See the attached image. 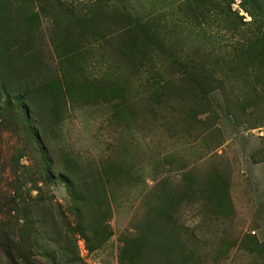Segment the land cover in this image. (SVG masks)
<instances>
[{
	"label": "rangeland",
	"instance_id": "rangeland-1",
	"mask_svg": "<svg viewBox=\"0 0 264 264\" xmlns=\"http://www.w3.org/2000/svg\"><path fill=\"white\" fill-rule=\"evenodd\" d=\"M227 1L221 0L223 8ZM230 10L242 16L241 22L249 21L238 0ZM126 13L152 24L177 58L196 60L197 47L216 48L218 35H231L230 21L238 31L249 27L232 13L197 26V0H0V87L31 96L36 115L31 122H38L54 174L64 172L65 161L73 158L72 175L93 170L104 177L107 236H88V243L75 233L61 236L65 226L59 212L73 223L65 186L57 182L41 188L51 197L42 210L49 231L46 248L56 257L65 255L58 264L73 258L78 261L70 264H123L125 244L141 229L146 209L158 204L155 194L184 189L181 201L159 202L169 218L157 231L179 237L178 254H194L182 264H264V92L255 97L243 77L233 75L224 94L215 89L207 95L205 108L197 107L194 92L154 105L139 88L142 79L125 73L115 52ZM69 70L75 75L72 86L82 88L53 124L43 85L55 84ZM253 73L249 79L260 89L255 78L261 76ZM111 86L124 88L123 105ZM0 147L6 160L22 147V138L1 132ZM28 162L26 156L19 159ZM4 178L11 183L7 170ZM0 264H5L1 256Z\"/></svg>",
	"mask_w": 264,
	"mask_h": 264
},
{
	"label": "trees",
	"instance_id": "trees-1",
	"mask_svg": "<svg viewBox=\"0 0 264 264\" xmlns=\"http://www.w3.org/2000/svg\"><path fill=\"white\" fill-rule=\"evenodd\" d=\"M232 2L233 0H228L223 8L221 0H197V26L206 25L210 20L215 21L213 16L229 18V13H232L241 24L245 23L249 27L247 31H238L235 23L230 21L231 35L224 38L223 35H218L220 39L216 48L197 47L196 60L192 57L177 58L172 52H167L157 31L151 29L154 27L152 24L142 22L139 18H130L128 13L123 14L122 18L127 20L120 27L124 36L121 45L115 49L121 61V69L134 76L136 74L137 80L142 79L139 88L151 97L154 105L167 102L170 95L194 92L197 107L205 108L210 103L207 95L215 89L224 94L225 82L233 75L243 77L242 82H247L252 95L262 97L264 0H238V7L250 17L246 22H241L242 16L237 15L236 10H230ZM218 23L220 22L216 21V25ZM201 32L205 34V31ZM232 35L239 37L230 40ZM259 69L261 72H254ZM251 73L261 76L255 78V82L260 83V89L249 79ZM74 76L71 70L62 72L61 80L56 79L55 84L43 85L49 104L51 102L46 107L48 119L53 124L62 120L65 104L76 101V92L82 88L80 85L72 86L71 78ZM53 88L56 92L50 90ZM111 88L112 93L121 100L118 104L123 105L124 88ZM72 89L76 91L73 92ZM14 92H9L4 86L0 87V133L8 132L22 138V147L16 149L6 160L2 158L0 147V256L5 264H42L38 256L50 264H58L65 255L56 257L55 251L46 248L45 240L49 231L46 229L42 210L51 202V197L43 196L41 188L57 182L65 186L69 197L68 213L73 217V223L67 222L64 213L59 212L60 220H63L61 221L65 226L61 236H72L75 233L88 243V236H107L103 216L108 207L104 177L102 173L93 170L87 175H72L70 169L74 165L73 158L65 161L64 172L54 174L35 125L38 122H31L32 115H35L30 108L31 96L27 92ZM83 95L84 98L90 97L88 93ZM110 98L111 96L106 100ZM34 100L32 98V102ZM242 107L239 106L243 109ZM226 109L229 111L228 104ZM23 156L29 159L27 164L19 163ZM6 170L12 176L11 183H7L4 178ZM21 186L25 188L23 191L18 190ZM31 190L35 191L34 195L30 194ZM185 192L184 189L176 192L169 189L155 194L158 204L146 209L141 229L129 240L127 247L125 244L122 250L123 264H169L173 261L182 264L186 256L191 260L195 258L190 251L187 255L184 250L178 254L179 248L175 250V245L179 237L163 236L157 232L158 227L163 224L160 221L169 218L166 209L159 208V202L176 203L183 199ZM146 195L145 200L148 202V193L144 196ZM56 206L60 210V205L56 203ZM85 216L89 218L85 220ZM55 224L57 223L53 225L54 230ZM95 243L99 245V239ZM77 261V258H73L66 263Z\"/></svg>",
	"mask_w": 264,
	"mask_h": 264
}]
</instances>
